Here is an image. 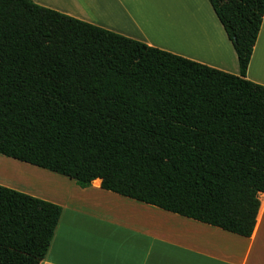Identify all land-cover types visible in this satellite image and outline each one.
<instances>
[{"label":"trees","instance_id":"1","mask_svg":"<svg viewBox=\"0 0 264 264\" xmlns=\"http://www.w3.org/2000/svg\"><path fill=\"white\" fill-rule=\"evenodd\" d=\"M208 2L238 76L0 0V155L251 238L264 195V86L247 73L264 0ZM62 213L0 186V264H42Z\"/></svg>","mask_w":264,"mask_h":264},{"label":"crops","instance_id":"2","mask_svg":"<svg viewBox=\"0 0 264 264\" xmlns=\"http://www.w3.org/2000/svg\"><path fill=\"white\" fill-rule=\"evenodd\" d=\"M30 1L150 47L240 75L234 47L206 0ZM186 6L189 8L184 9ZM247 80L264 86V21ZM58 176V193L36 196L63 208L42 264H264L259 251L264 247L262 209L253 236L244 238L106 191L100 180L82 189L74 180ZM62 178L66 181H60Z\"/></svg>","mask_w":264,"mask_h":264},{"label":"rangeland","instance_id":"3","mask_svg":"<svg viewBox=\"0 0 264 264\" xmlns=\"http://www.w3.org/2000/svg\"><path fill=\"white\" fill-rule=\"evenodd\" d=\"M206 2L209 6H211L208 0H206ZM187 7L188 6L184 7V9L189 8ZM190 7L192 9V5H190ZM200 7V3H197L195 6L196 9H199ZM0 166V186L23 192L33 197L39 196L40 198L45 195L59 192L58 189H60V186H57V181L55 180V177H60L58 175L54 176L55 174L46 170L8 159L1 155ZM60 181L65 182L66 180L62 178ZM260 198L262 199L264 205V195ZM260 250L261 254L264 255L263 246Z\"/></svg>","mask_w":264,"mask_h":264},{"label":"bare ground","instance_id":"4","mask_svg":"<svg viewBox=\"0 0 264 264\" xmlns=\"http://www.w3.org/2000/svg\"><path fill=\"white\" fill-rule=\"evenodd\" d=\"M0 179H1V178H0ZM262 213H264V205H263V208H262ZM260 249H261V248H260ZM260 249H259V251H261ZM256 262H257V261H256Z\"/></svg>","mask_w":264,"mask_h":264}]
</instances>
